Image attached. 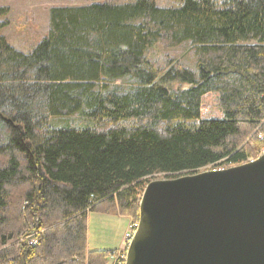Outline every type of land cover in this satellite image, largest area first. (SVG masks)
<instances>
[{
  "label": "trees",
  "instance_id": "1",
  "mask_svg": "<svg viewBox=\"0 0 264 264\" xmlns=\"http://www.w3.org/2000/svg\"><path fill=\"white\" fill-rule=\"evenodd\" d=\"M7 25L0 264H108L115 250L88 246V214L139 221L136 186L245 164L264 134V0L52 7L29 54ZM160 44H189L198 70L152 63Z\"/></svg>",
  "mask_w": 264,
  "mask_h": 264
},
{
  "label": "water",
  "instance_id": "2",
  "mask_svg": "<svg viewBox=\"0 0 264 264\" xmlns=\"http://www.w3.org/2000/svg\"><path fill=\"white\" fill-rule=\"evenodd\" d=\"M126 264H264V154L150 181Z\"/></svg>",
  "mask_w": 264,
  "mask_h": 264
},
{
  "label": "rangeland",
  "instance_id": "3",
  "mask_svg": "<svg viewBox=\"0 0 264 264\" xmlns=\"http://www.w3.org/2000/svg\"><path fill=\"white\" fill-rule=\"evenodd\" d=\"M131 1L133 0H0V8H6L9 11L5 17L0 18V22L8 23L1 33L17 51L29 54L48 35L52 7L82 6L95 2L124 4ZM155 1L160 8L171 7L177 3V0ZM149 58L152 63L161 68H166L165 66L174 62L177 63L176 65L192 71H197L199 67L197 57L191 51L189 44L176 47H165L160 44L150 51ZM76 127H80V125H76ZM255 135L257 134L254 132L247 140L249 148L254 151L251 159H257L261 149L264 148V134L261 133L262 139ZM155 179H163V176H158ZM147 184L135 187L138 205ZM134 222H138L136 216H123L120 212L109 215L96 212L88 214L89 248L91 250H122L127 230Z\"/></svg>",
  "mask_w": 264,
  "mask_h": 264
},
{
  "label": "built area",
  "instance_id": "4",
  "mask_svg": "<svg viewBox=\"0 0 264 264\" xmlns=\"http://www.w3.org/2000/svg\"><path fill=\"white\" fill-rule=\"evenodd\" d=\"M259 138H263L261 135H258ZM260 156L261 157L263 154H264V148L261 149L260 151ZM258 157V158H259ZM257 158V159H258ZM256 159H251L250 162H254ZM223 168L221 169H216V170H219V171H222ZM138 227H139V222H134V223H131L128 230H127V233H126V236H125V244L123 245V249L121 250H115L113 251L111 254H110V257H109V263L108 264H126V261H127V251H128V248L131 244V242L133 241L136 233H137V230H138ZM29 240V246H33V245H36L37 244V239L36 238H30L28 239Z\"/></svg>",
  "mask_w": 264,
  "mask_h": 264
},
{
  "label": "bare ground",
  "instance_id": "5",
  "mask_svg": "<svg viewBox=\"0 0 264 264\" xmlns=\"http://www.w3.org/2000/svg\"><path fill=\"white\" fill-rule=\"evenodd\" d=\"M257 154H258V153H257ZM226 168H227V167H226ZM226 168H223L222 171H223V170H226ZM133 189H134V188H133ZM127 252H128V251H127Z\"/></svg>",
  "mask_w": 264,
  "mask_h": 264
}]
</instances>
